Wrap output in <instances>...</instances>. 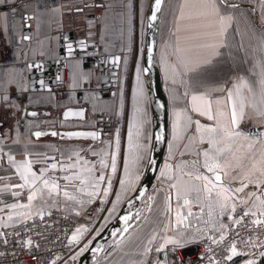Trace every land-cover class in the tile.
Returning <instances> with one entry per match:
<instances>
[{"label":"crops","instance_id":"obj_1","mask_svg":"<svg viewBox=\"0 0 264 264\" xmlns=\"http://www.w3.org/2000/svg\"><path fill=\"white\" fill-rule=\"evenodd\" d=\"M15 1L0 0V5ZM148 1L144 4L145 0H27L31 2V7L34 6L28 37L24 33L25 3L19 7L0 9V28L13 55L11 63L0 62V151L3 155L0 163V226L15 224L44 207L58 204L69 213L81 217L80 232H76L79 249L91 234H86L89 228L104 227L137 187L150 150L151 118L147 97L145 109L149 123L145 136L141 133L140 125H137V112L132 114L127 125H118L120 103L117 102V91L115 97H98L97 90L101 88L103 74L97 66L85 65L81 57L67 58L60 72L61 80L68 84L62 97L57 99L52 89H28L27 65L32 61L57 59L62 32L73 30L77 37L96 39L100 51L106 56L120 53L117 90L123 75L127 73L126 52L133 47L134 34L138 35V45L141 46ZM230 3L238 7L223 9L226 15L232 17L224 36L202 41L222 42L219 48L221 55L213 58V65L208 66L207 71L191 72L184 67L187 54L177 48L187 49L191 46V41L187 39L190 33L185 32L183 27L189 23L187 16L190 13L194 15L196 9L184 8L185 19L181 20L185 0H165L160 25L159 62L169 102L166 153L153 188V201L147 217L118 242L100 264L104 261L105 264H165V249L176 246L166 243L167 240H178L181 245L189 246L196 240L216 239L227 226L239 219L242 212L261 213L257 197L264 199V175L260 174L258 162L261 153H264V134L256 136L249 131L252 127L264 130V120L251 108H246L244 119L235 129L241 135L229 141L232 152L242 157L239 166L236 167L231 153L219 158L221 164L227 159L233 165L225 168L228 175L221 173V176L223 186L232 189L228 193L232 197L229 203L236 204V211L226 210L220 215L219 207H214L210 219L205 194L199 193V199H196L197 193L185 195L183 192L188 185L202 188L204 182L195 179L197 174L214 180V173L204 167L203 153L207 150L210 156H214L215 148L223 147L224 142L210 144L211 138L220 137L204 129L218 127V123L228 124L227 117L218 122L194 112L192 96L216 89L210 92L213 112L217 108L215 101L219 99L220 107L230 113L231 101H228L227 93L234 92L233 86L243 77L253 88L251 93L247 88L242 89L245 103L258 104L260 99L259 64L264 60V52L261 51L264 0H230ZM166 8H169L167 19L164 17ZM57 21L60 26L54 30L52 23ZM208 54L207 50H202L199 56L192 59H202ZM135 82L136 76L130 82L133 96L136 93ZM82 106L86 108L85 118L63 117L67 108ZM30 110L37 112L36 115L30 114ZM101 116L108 132L99 140L74 137L70 133L35 136V131L42 126L66 131L93 129L98 126V117ZM197 120L201 126L199 132L196 130ZM249 143L253 144L251 149L248 148ZM56 151L72 161V177L79 176L80 181H85L77 190H65L48 177L51 168L44 165L43 159ZM9 156L12 157L11 161ZM113 159L115 171L112 170ZM26 162L31 163L32 171L40 179L34 185L17 187L24 185L17 165ZM209 163L212 161L209 160ZM253 164L257 165L255 169ZM101 175L103 180L99 179ZM44 179L49 180L50 185L56 183L58 189L50 192L44 188ZM121 181L124 183L121 184ZM242 183L247 187L244 192L236 193L234 190ZM38 188L42 191L36 192V198L29 201L28 196ZM65 192L68 196L64 195ZM212 195L214 199L215 190ZM185 199L190 204L185 205ZM12 205L17 207L13 208ZM178 213L182 220L180 223L177 222ZM261 257H264V250L260 256L247 258L244 264L248 261L257 264Z\"/></svg>","mask_w":264,"mask_h":264},{"label":"water","instance_id":"obj_2","mask_svg":"<svg viewBox=\"0 0 264 264\" xmlns=\"http://www.w3.org/2000/svg\"><path fill=\"white\" fill-rule=\"evenodd\" d=\"M27 0H16L13 3L0 5V9L7 7H19ZM165 0H162L160 10L155 11V0H149L143 20L141 43V69L148 67L149 72L143 73L147 92V100L150 108L151 135L150 150L142 177L129 197L121 205L117 213L102 227L83 247L80 248L70 264H99L110 253L115 245L120 242L132 229L138 226L147 217L153 201V188L156 184L161 165L163 163L169 139V102L166 93L163 76L159 62L160 25L162 20V8ZM98 6H101L100 4ZM155 12L157 19L152 21L150 17ZM257 18V17H256ZM24 33L28 37L30 33L29 17H24ZM151 25V27L149 26ZM69 46L71 51H69ZM81 57L84 64L97 66L102 71V85L97 90L98 97H115L120 69V53L106 56L98 46L96 39L88 40L85 37H77L76 32L67 30L62 32L60 52L55 60H39L28 63V89L51 90L52 85L61 79V69L66 65V59ZM149 57L151 58L149 61ZM43 81V84H41ZM26 110V109H25ZM85 106L69 107L63 114L64 118H85ZM27 111V110H26ZM30 114L37 112L30 110ZM82 112L83 115H75ZM66 113H73L65 115ZM99 123L93 129L64 130L57 128H40L36 132L44 135L56 132L57 135L67 133H81L74 137H86L99 140L106 133L104 117H98ZM95 133V137L87 135ZM215 173L213 174V176ZM127 218V219H126ZM126 229V230H125Z\"/></svg>","mask_w":264,"mask_h":264},{"label":"snow or ice","instance_id":"obj_3","mask_svg":"<svg viewBox=\"0 0 264 264\" xmlns=\"http://www.w3.org/2000/svg\"><path fill=\"white\" fill-rule=\"evenodd\" d=\"M162 0H155V11L158 12L160 10ZM238 5L230 3V0H185V5L181 9V15L180 19H185V12L184 8H195V14H189L187 16V21L189 23H186L183 27V30L185 32L190 33V35L187 37L189 41H191V46L187 49H180L177 48L178 51H184L187 55L184 59V67L187 71L196 72V71H207L208 66L213 65V58L216 56L221 55L219 52V48L222 46V42L217 41L213 43H203L202 41L205 40H215L216 37H222L224 36L227 27L229 26L230 21L232 20V17L230 15H226L223 11V9L227 8H236ZM152 21H155L157 19V16L155 15V12L150 17ZM151 27V25H149ZM215 29V30H214ZM180 31L181 29L178 27L177 29ZM178 37V42H179ZM202 50H207L208 55L204 56L202 59H192L193 56H199ZM69 51H71V47L69 46ZM261 51L264 52V39L261 41ZM149 57V61H150ZM260 67V76L261 79L259 81L260 85V99L259 103H245L246 97L242 95V89L247 88L248 92H253V88L247 83V81L241 77L240 82L236 85H234V92L228 91L227 93V99L228 101H231V110L230 113H226L221 107V101L217 99L215 101L217 108L215 112H213V100L210 98V92L216 91V89H211L209 92L202 93L200 95H193L192 101H193V107L192 110L194 112H198L200 115L207 116L209 120H216L219 122L220 119L227 117L228 124L227 125H219L218 127H207L204 129L207 133L214 134V136L218 135L220 139H215L214 137L209 140V143L212 145L220 144L221 142H224L223 147H216L215 148V155L210 156L209 151H204L203 155L205 157V163L204 167L207 168L209 172L215 173L214 180L210 179L208 176L197 174L195 179L203 181V186L198 187L195 185H188L183 188V192L185 195H188L189 193L195 192L198 195L196 196V199H199V193L203 192L205 194V199L208 201V208H209V217L210 219L213 216L214 207H219L220 209V215H223L226 210H230L232 212L236 211V204L235 203H229L232 200V197L228 195L232 189L224 187L222 182V176L228 175V172L225 171V168L232 167L230 161L225 159L224 164H221L219 162V158L221 156H224L226 153H231L232 160L236 161V167L239 166L240 161L242 157L237 156L235 153L232 152V144L229 141H232L234 138L239 137L241 135L240 132L236 131L235 129L239 127L240 121L244 119L246 115V108H251V110L258 114L259 118L261 120H264V60L261 61L259 64ZM150 69L148 67H145L141 69L139 65H137L136 68V97H137V103H140L146 99L147 92L150 91V86L146 89L144 81L141 80V75L143 73L149 72ZM41 84H43V81H41ZM187 94V93H186ZM137 111L139 112L140 109L138 108ZM73 113H66L65 115H71ZM35 115V113H33ZM75 115H83L82 112L75 113ZM197 131L199 132L201 130L200 122L197 120ZM53 136L57 135L56 132L51 133ZM41 135H44V133L36 132L35 136L40 137ZM69 135H83L81 133H70ZM87 135H91L95 137V133H88ZM131 136V133H130ZM246 139H249L246 137ZM201 140H203V137H201ZM253 147L252 143L248 144V148L251 149ZM239 151V150H237ZM9 160H12V157L9 156ZM209 160L212 161V163H209ZM103 163V161H101ZM260 165V174L264 175V153H261V159L258 162ZM53 169L57 167L56 164H53L51 166ZM257 167L256 164H253V169ZM17 170L20 172V177L24 181V185H17V187H23L25 185H34L40 177L36 175L35 172L31 169V163L26 162L23 165H17ZM91 171V169H88ZM112 170L115 171V160L113 159L112 163ZM219 170V171H218ZM43 174V170H42ZM189 175H191L189 173ZM251 175V173H250ZM76 179H80L79 176L75 177ZM65 179H71L70 177H66ZM100 180H103L104 177L101 175L99 177ZM251 182V180H249ZM81 183H85L84 180H81ZM124 182L121 181V184ZM43 187L49 189V191H55L58 189V185L54 182L49 183V180L44 179L43 180ZM173 187H176L173 185ZM247 187V184H243L241 187L236 188L234 191L236 193H242L244 192V188ZM215 190V198L213 199V191ZM42 189H36V191L32 192L28 196V200L32 201L36 198V192H41ZM107 194V193H105ZM65 196H68V193H64ZM254 195V193L252 194ZM70 199H74V197H69ZM257 200L259 201L260 208H261V215H264V199L257 197ZM184 204L188 205L190 204V201L188 199L184 200ZM11 207L15 208L17 205H12ZM203 211V209H202ZM189 215H192L191 212L188 213ZM243 216H248L249 212L245 211L242 214ZM251 215L255 216L256 213L252 212ZM178 216V223L182 222L180 219V214H177ZM127 219V218H126ZM236 223H240L239 220L236 221ZM252 223L254 224H261L262 221L257 219L253 220ZM126 230V229H125ZM77 233L80 232V229L76 230ZM223 238V237H222ZM77 237L74 235L72 237V240H76ZM30 243V242H29ZM166 243L176 245L177 247H183V245L180 244L178 240H167ZM159 250V249H158ZM232 255H236V247L233 245L231 247ZM247 264H253V261H248Z\"/></svg>","mask_w":264,"mask_h":264},{"label":"built area","instance_id":"obj_4","mask_svg":"<svg viewBox=\"0 0 264 264\" xmlns=\"http://www.w3.org/2000/svg\"><path fill=\"white\" fill-rule=\"evenodd\" d=\"M30 4L25 3L23 8L31 27L34 6ZM59 26V21L52 23L54 30ZM12 61L10 44L0 28V62ZM66 84L68 82L60 79L52 85L57 99L62 97ZM249 133L261 136L264 130L252 127ZM2 158L0 151V163ZM43 163L51 168L48 177L63 189L75 191L81 185L80 179L72 177V161L63 154L56 151L45 155ZM53 164L57 165L55 169L51 167ZM251 213L243 216L242 212L238 219L240 223L227 226L219 238L196 240L191 249L186 245L168 246L165 249V264H244L247 258L260 256L264 250V215L255 212L253 216ZM257 219L262 223H252ZM80 224L81 217L56 204L44 207L15 224L0 226V264H58L78 248V239L72 240V237L76 236ZM233 245L236 255L231 252Z\"/></svg>","mask_w":264,"mask_h":264},{"label":"rangeland","instance_id":"obj_5","mask_svg":"<svg viewBox=\"0 0 264 264\" xmlns=\"http://www.w3.org/2000/svg\"><path fill=\"white\" fill-rule=\"evenodd\" d=\"M144 4H146V0ZM168 9L169 8H166L165 10V14H164L165 19H167L168 17ZM133 39H134L133 47L128 53L126 52V55L128 56L127 59L128 68H126L125 70L127 71V73L123 75V79L121 81L120 87L118 86L120 89L118 88L116 90L117 94L119 93L117 102L120 103L118 105V108L120 109L118 125L120 123H122V125H127L130 122V117L133 116L132 114H134V112H137L139 113V115L138 114L136 115L137 121L139 120L137 125H140V130H142L141 132L142 135L145 134V136H147V127L149 123L147 109H145V107L147 106V101L145 99L144 101L137 103L136 93L133 96L130 89L131 88L130 82L133 81L136 76L137 65H139V67L141 68L140 55L142 53L141 46L138 45V35L134 34ZM161 52H163V49H161ZM136 87H137V82H135V88ZM138 108L140 109L139 112L137 111ZM99 229L94 228L93 230V227L89 228L90 231L86 234H89L90 232L91 234L87 240L89 241V239H91V237H93V235L97 233ZM87 240L84 243H87L88 242ZM191 245H189L190 249L192 248ZM79 250L80 248L79 249L77 248L69 257L65 258L63 261L59 262L58 264L71 263L73 258L77 256ZM101 264H105V261Z\"/></svg>","mask_w":264,"mask_h":264},{"label":"trees","instance_id":"obj_6","mask_svg":"<svg viewBox=\"0 0 264 264\" xmlns=\"http://www.w3.org/2000/svg\"><path fill=\"white\" fill-rule=\"evenodd\" d=\"M257 264H264V257L259 258Z\"/></svg>","mask_w":264,"mask_h":264},{"label":"bare ground","instance_id":"obj_7","mask_svg":"<svg viewBox=\"0 0 264 264\" xmlns=\"http://www.w3.org/2000/svg\"><path fill=\"white\" fill-rule=\"evenodd\" d=\"M164 6V5H163ZM163 9V8H162Z\"/></svg>","mask_w":264,"mask_h":264}]
</instances>
